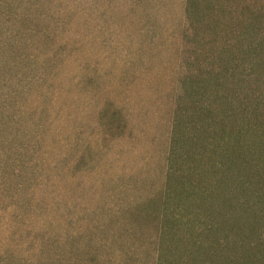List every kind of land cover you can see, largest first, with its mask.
<instances>
[{
    "label": "rangeland",
    "instance_id": "1",
    "mask_svg": "<svg viewBox=\"0 0 264 264\" xmlns=\"http://www.w3.org/2000/svg\"><path fill=\"white\" fill-rule=\"evenodd\" d=\"M8 3L27 8L28 23ZM148 4L0 0V146L13 136L16 152L4 168L8 150L0 151V264H89L91 229L134 168L129 115L170 113V154L181 176H194L202 157L213 169L212 150L221 142L224 154L258 97L264 111V0H187L185 22L172 2L179 16L160 49L166 61L139 75ZM162 142L155 136L153 148ZM255 185L252 215L264 216V178ZM262 223L241 228L237 241L264 242Z\"/></svg>",
    "mask_w": 264,
    "mask_h": 264
},
{
    "label": "trees",
    "instance_id": "2",
    "mask_svg": "<svg viewBox=\"0 0 264 264\" xmlns=\"http://www.w3.org/2000/svg\"><path fill=\"white\" fill-rule=\"evenodd\" d=\"M8 9L17 21L28 23L27 8L22 11L8 3ZM16 36L19 37L20 33ZM263 46H259V50H262ZM11 52L12 48L9 46L5 56L9 57ZM248 106L245 112L251 110V105ZM252 106L253 110L248 112L249 116H245L247 122L229 133L231 139L226 140L224 154L220 153L221 142L212 150L217 158L213 161L211 171L209 159L204 162L202 157L197 161L199 165L203 162V168L197 166L201 172H195L194 176L192 173L191 176H181L182 170L176 166L178 155L175 158L176 152L173 150L170 155L167 186L162 196L157 197L165 202L162 209L163 242H168L169 235L177 231L180 233L177 247L208 250L209 254L205 257L207 264L264 262V242L246 245L237 241V235L243 230L241 228L264 222V216L252 215L255 179L257 176L264 178V111L261 109L263 105L260 103V97ZM225 133L227 134L226 131ZM12 138L13 136H10L7 141V149L3 145L0 146V151L8 150L6 157L2 159L4 168L15 164L16 152ZM177 143L178 147L184 142L181 143L177 137ZM257 191L259 192L258 189ZM260 257H263V261ZM177 264H186L185 257H179Z\"/></svg>",
    "mask_w": 264,
    "mask_h": 264
},
{
    "label": "crops",
    "instance_id": "3",
    "mask_svg": "<svg viewBox=\"0 0 264 264\" xmlns=\"http://www.w3.org/2000/svg\"><path fill=\"white\" fill-rule=\"evenodd\" d=\"M160 1L161 6L163 5V19L158 21V0H149L148 7L153 6V10L149 9L147 23L144 24L145 39L139 41V75L142 65H152L153 69L157 63L166 61H160L159 58L163 56L160 49L168 42L169 36L165 33L170 31L171 20L175 21L179 16V11L175 8L171 10L168 5L175 1L181 3V21L185 22L186 19L187 0ZM166 113L165 119L164 115L156 114V111L146 112L143 116L140 110L131 121L129 115L124 135L126 140L128 130L133 173L122 175L127 182L125 194L122 198L106 202L105 209L103 208L105 216L91 229L92 234L87 245L89 249L84 252L89 255V264H177L179 257H185L186 264H204V260L208 263L205 259L209 254L208 250L177 247L180 236L177 231L169 235L168 242H163L162 209L165 202L157 197L167 186L170 172L172 124L170 113ZM143 120L149 122L144 123ZM155 136L161 137L162 147L158 143L153 148ZM141 143L149 144L150 147L145 146L142 149ZM156 154L161 158L159 164L153 162Z\"/></svg>",
    "mask_w": 264,
    "mask_h": 264
}]
</instances>
